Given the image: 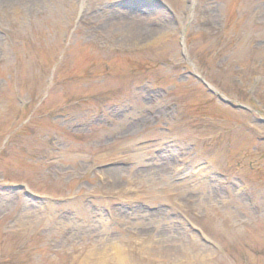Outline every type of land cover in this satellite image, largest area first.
I'll list each match as a JSON object with an SVG mask.
<instances>
[{
	"label": "rangeland",
	"instance_id": "374dc122",
	"mask_svg": "<svg viewBox=\"0 0 264 264\" xmlns=\"http://www.w3.org/2000/svg\"><path fill=\"white\" fill-rule=\"evenodd\" d=\"M0 264H264V0H0Z\"/></svg>",
	"mask_w": 264,
	"mask_h": 264
},
{
	"label": "bare ground",
	"instance_id": "6f19581e",
	"mask_svg": "<svg viewBox=\"0 0 264 264\" xmlns=\"http://www.w3.org/2000/svg\"><path fill=\"white\" fill-rule=\"evenodd\" d=\"M4 1V0H3ZM5 1H13V0H5ZM15 1V0H14ZM18 1V0H16ZM20 1H24V2H29V1H32V0H20Z\"/></svg>",
	"mask_w": 264,
	"mask_h": 264
}]
</instances>
